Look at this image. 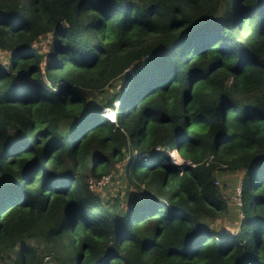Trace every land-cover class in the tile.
Wrapping results in <instances>:
<instances>
[{
    "label": "trees",
    "instance_id": "16d2710c",
    "mask_svg": "<svg viewBox=\"0 0 264 264\" xmlns=\"http://www.w3.org/2000/svg\"><path fill=\"white\" fill-rule=\"evenodd\" d=\"M0 52V264H264V0H0Z\"/></svg>",
    "mask_w": 264,
    "mask_h": 264
},
{
    "label": "rangeland",
    "instance_id": "374dc122",
    "mask_svg": "<svg viewBox=\"0 0 264 264\" xmlns=\"http://www.w3.org/2000/svg\"><path fill=\"white\" fill-rule=\"evenodd\" d=\"M45 43L46 42H44V44ZM44 51H46V49H44ZM6 58H8V54H3L0 52V61L4 62L6 61ZM110 111L111 110L103 111L102 116L104 117V114L108 115L109 113L107 112ZM112 112L114 113L115 117V110L112 109ZM111 119L114 118L111 117ZM174 151L175 152H172V150L167 151L170 156L171 162H175L176 165H180L182 163V160L180 159L178 153H176L175 149ZM124 165L125 163L122 164V166ZM119 177H121L122 180H119ZM215 186L219 189L222 197L225 199L228 208L226 215L223 217L221 223H219V225L217 226H225L228 229H234L236 227V224L234 222V219L236 218V208L241 205V180L239 177H236L232 173L226 172L222 173L221 175L218 174V177H216ZM100 188L101 189L97 191V194L105 199H109V197L116 195L117 190L120 191V189L122 191H126V189H128L130 193H136L135 187L126 181V177L122 173L120 175H116V173L113 172L111 181L105 187Z\"/></svg>",
    "mask_w": 264,
    "mask_h": 264
},
{
    "label": "built area",
    "instance_id": "2783aa9c",
    "mask_svg": "<svg viewBox=\"0 0 264 264\" xmlns=\"http://www.w3.org/2000/svg\"><path fill=\"white\" fill-rule=\"evenodd\" d=\"M173 163L176 164L175 162ZM111 176L112 175H104L98 179L89 177L86 181L89 191L97 193V191L101 189L100 187H105L111 181Z\"/></svg>",
    "mask_w": 264,
    "mask_h": 264
},
{
    "label": "bare ground",
    "instance_id": "6f19581e",
    "mask_svg": "<svg viewBox=\"0 0 264 264\" xmlns=\"http://www.w3.org/2000/svg\"><path fill=\"white\" fill-rule=\"evenodd\" d=\"M107 113H109L108 115H107V117H109V118H114V113L112 112V111H110V112H107Z\"/></svg>",
    "mask_w": 264,
    "mask_h": 264
},
{
    "label": "clouds",
    "instance_id": "9594fccd",
    "mask_svg": "<svg viewBox=\"0 0 264 264\" xmlns=\"http://www.w3.org/2000/svg\"><path fill=\"white\" fill-rule=\"evenodd\" d=\"M112 110V109H111ZM106 111V110H105Z\"/></svg>",
    "mask_w": 264,
    "mask_h": 264
}]
</instances>
